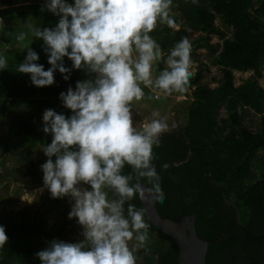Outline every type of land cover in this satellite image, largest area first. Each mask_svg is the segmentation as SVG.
<instances>
[{
  "label": "trees",
  "instance_id": "trees-1",
  "mask_svg": "<svg viewBox=\"0 0 264 264\" xmlns=\"http://www.w3.org/2000/svg\"><path fill=\"white\" fill-rule=\"evenodd\" d=\"M43 3L35 0L22 8H3L13 4L10 0H0L3 27L9 29L15 20H31L39 28L54 27L58 17L42 12ZM172 8L176 12L169 15L179 28L174 30L158 21L149 33L166 54L165 59L177 41L198 32L199 37L191 43L192 61H197L196 50L206 49L212 63L222 68L223 77L220 86L212 89L202 83V71L195 73L190 81L194 91L187 110V125L177 133L163 134L160 146L153 148L156 154L153 163L165 193L163 203L156 202L157 210L171 218L198 211L197 234L205 239L224 238L211 244L206 264H264V162L259 165V154L264 155V88L258 82L264 68V0H196ZM217 18L233 29L232 38H227L217 27ZM212 36L223 40L219 53L212 44ZM42 43L33 37L29 47L37 52L40 57L37 62L47 70ZM163 63L158 61L157 66ZM65 65L71 68L66 57ZM16 68L9 64L0 70V119L4 114H14L17 124V132L7 141H21L20 145L27 149L43 148L51 142V136L42 132L43 111L53 109L69 115L59 94L69 86L74 89L78 80L93 77L83 70H73L65 81L56 72L52 86L37 88L31 85L28 75L18 73ZM235 71H252L255 75L236 86ZM143 90L145 98L136 101L138 105L149 103L153 108L160 105L150 88ZM224 107L229 119L220 124L219 113ZM241 110H251L260 117L258 132L243 125ZM164 164L168 165L167 169L162 167ZM254 168L258 175L253 173ZM124 172L131 169L126 166ZM16 173L29 191L43 186L37 161L23 164ZM51 202L49 211L62 207L61 219L52 229L17 219H0L8 237L0 248V264H40L36 253L44 249L45 242L54 239L66 242L67 231L74 225V220L68 219L69 198H51ZM130 202L143 207L139 197ZM145 220L149 223L146 215ZM142 250L145 264H178V247L151 224L148 242Z\"/></svg>",
  "mask_w": 264,
  "mask_h": 264
},
{
  "label": "clouds",
  "instance_id": "clouds-1",
  "mask_svg": "<svg viewBox=\"0 0 264 264\" xmlns=\"http://www.w3.org/2000/svg\"><path fill=\"white\" fill-rule=\"evenodd\" d=\"M43 1L40 10L58 17V22L54 27L28 28L43 42L49 67L45 70L37 62V52L28 47L16 71L28 75L37 88L52 86L56 72L65 81L73 70L93 78L78 80L74 89L69 86L59 94L69 115L53 109L42 114V132L51 136L42 149L47 158L40 166L43 185L51 198L72 201L68 219L76 220L83 239H54L36 256L40 264H136L134 253L145 247L150 224L146 209L130 201L139 197L163 203L153 148L170 128L158 110L137 126L132 103L145 98L143 87L168 95L187 91L193 76L191 42L182 37L165 59L149 35L158 21L175 26L169 15L172 0ZM3 23L0 16V26ZM26 36L22 32L16 39L23 42ZM161 60L165 67L154 78L153 65ZM7 63L0 56V70ZM126 166L131 172H124ZM109 192L115 198L110 199ZM133 239L136 243L130 248ZM7 241L0 225V248Z\"/></svg>",
  "mask_w": 264,
  "mask_h": 264
},
{
  "label": "rangeland",
  "instance_id": "rangeland-1",
  "mask_svg": "<svg viewBox=\"0 0 264 264\" xmlns=\"http://www.w3.org/2000/svg\"><path fill=\"white\" fill-rule=\"evenodd\" d=\"M13 5H6L3 8H22L27 4L34 3L35 0H10ZM43 1V0H38ZM193 0H172V6L169 14H174L176 10L172 7L180 6V3H188ZM44 2V1H43ZM254 10V8H253ZM16 12V11H15ZM29 24H33L31 20L14 21V24L10 25L9 29H5L0 26V56H4L7 59V67L12 64L17 67L21 63L26 55V50L31 45L33 36L31 35ZM34 25V24H33ZM216 25L222 29L227 38L233 37V29L227 27L221 18H217ZM12 26V27H11ZM177 30L179 26L172 27ZM27 33L26 39L23 42L17 41L16 37L20 33ZM200 33L193 32L189 38V41L193 43ZM212 44L214 45L217 53L222 49L223 40L220 37L212 36ZM197 61L192 63L191 71L193 72L192 78L197 71H202L204 78L202 83L208 85L210 88L215 89L220 86L221 79L223 77L222 68L212 63L211 54L204 48L196 50ZM166 55V54H164ZM10 62V63H9ZM165 67V64L157 66V63L153 65V77L157 76ZM254 72L248 71L245 73L234 72V84L236 86L242 84L245 80L254 77ZM191 78V79H192ZM191 81V80H190ZM260 85L264 88V68L262 78L258 80ZM143 86V85H141ZM151 89V88H150ZM152 92L162 94L159 100L156 102V108H153L149 103L137 104L133 101V119L136 125H141L146 119L151 116L153 110H158L161 117L167 118L170 131L168 134L177 133L187 125V110L192 101V93L194 87L191 82L186 92L184 93H172L168 95L162 90L151 89ZM166 97V98H165ZM243 125L250 131L256 133L260 129V117L257 116L251 110L240 111ZM229 119L226 108H222L219 113V122L223 124V121ZM16 117L4 114L0 119V219H17L23 221L29 225H38L40 228L52 229L58 221L61 219L62 207L55 208V210L49 211L51 205V195L49 191L44 187L29 191L20 180V176L16 173V170L23 164L29 161L39 162V172L42 173L40 166L46 161V157L42 152V147L35 146L33 148H26V146L20 145V142L14 140L8 142L9 137L17 132ZM261 165L264 162V155L259 154ZM253 173L258 175V170L253 169ZM43 175V173H42ZM109 198H115L112 193ZM72 201L69 199V208L71 210ZM26 211V212H25ZM28 217H31L28 219ZM74 220V225L69 227L66 236V242H78L83 239L81 227ZM151 238V236H150ZM152 240V239H151ZM154 241V239L152 240ZM148 242V240H147ZM146 242V243H147ZM48 241L45 242L43 248L48 246ZM136 241L133 239L129 242V247L132 248ZM138 249L134 255L136 256V264H145L146 256L142 250Z\"/></svg>",
  "mask_w": 264,
  "mask_h": 264
},
{
  "label": "water",
  "instance_id": "water-1",
  "mask_svg": "<svg viewBox=\"0 0 264 264\" xmlns=\"http://www.w3.org/2000/svg\"><path fill=\"white\" fill-rule=\"evenodd\" d=\"M156 167V163H154ZM146 209L149 223L169 237L178 247V264H206L208 249L219 239H205L196 231L198 211L177 218L162 216L157 210L156 202L150 199L141 201Z\"/></svg>",
  "mask_w": 264,
  "mask_h": 264
},
{
  "label": "built area",
  "instance_id": "built-area-1",
  "mask_svg": "<svg viewBox=\"0 0 264 264\" xmlns=\"http://www.w3.org/2000/svg\"><path fill=\"white\" fill-rule=\"evenodd\" d=\"M160 97H161V94L154 93V98H155L156 100H158Z\"/></svg>",
  "mask_w": 264,
  "mask_h": 264
},
{
  "label": "flooded vegetation",
  "instance_id": "flooded-vegetation-1",
  "mask_svg": "<svg viewBox=\"0 0 264 264\" xmlns=\"http://www.w3.org/2000/svg\"><path fill=\"white\" fill-rule=\"evenodd\" d=\"M135 124H136V121H135ZM165 134H168V132H166ZM162 138V136L160 137V139Z\"/></svg>",
  "mask_w": 264,
  "mask_h": 264
},
{
  "label": "crops",
  "instance_id": "crops-1",
  "mask_svg": "<svg viewBox=\"0 0 264 264\" xmlns=\"http://www.w3.org/2000/svg\"><path fill=\"white\" fill-rule=\"evenodd\" d=\"M154 93V92H153Z\"/></svg>",
  "mask_w": 264,
  "mask_h": 264
}]
</instances>
